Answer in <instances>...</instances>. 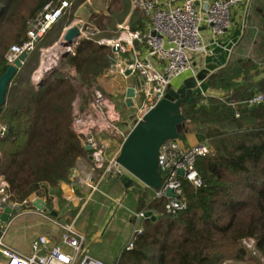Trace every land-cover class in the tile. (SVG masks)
I'll return each mask as SVG.
<instances>
[{"label":"trees","instance_id":"trees-1","mask_svg":"<svg viewBox=\"0 0 264 264\" xmlns=\"http://www.w3.org/2000/svg\"><path fill=\"white\" fill-rule=\"evenodd\" d=\"M50 1L0 0V76L10 65L7 52L27 40L29 21ZM84 1L75 0L46 32L9 85L0 113V122L7 127L0 136V176L14 201L36 195L52 206V196L61 194V185L72 182L78 160L90 154L83 135L73 127L76 105L90 109L94 90L110 74L117 53L99 40L119 35L116 21L128 16L130 0H112L107 14L92 13V23L85 29L88 34L73 52L62 56L61 64L38 82L33 80L42 49L60 40ZM120 1L124 10L112 13V6ZM116 15L120 17L114 23ZM245 22L233 60L211 78V84L227 91L225 97L203 103L196 94L184 106L187 121L199 127L211 147L197 161L202 186L183 180L188 207L177 216L165 214L166 198L152 199L137 189L136 211L148 215L133 248H124L114 264H264V103L253 107L242 103L264 93V81L253 82L264 70V0H251ZM108 28L116 34H104ZM240 77L250 86L245 92L236 86ZM123 124L116 122L119 127ZM249 239L263 262L244 244Z\"/></svg>","mask_w":264,"mask_h":264},{"label":"built area","instance_id":"built-area-1","mask_svg":"<svg viewBox=\"0 0 264 264\" xmlns=\"http://www.w3.org/2000/svg\"><path fill=\"white\" fill-rule=\"evenodd\" d=\"M74 1L52 0L46 3L29 21L27 40L11 46L7 52L8 63H14L24 52L28 54L33 52L39 40L59 22ZM197 2L198 0H142L137 6L142 8L148 19L145 30L132 28L128 23H124L120 25V34L116 38L99 40V43L110 45L117 53L111 73L125 75L126 70L130 69L132 74L141 77V82L136 88L139 101L135 105L131 120H142L145 114L165 97L173 79L187 70H192V56L207 51V44L201 32L202 26L209 28L214 39L218 38L233 28L234 12L237 8L241 9L242 20L245 21L251 4V0H207L206 6L201 7ZM82 25L85 27V24ZM136 42L145 44L143 46L146 50L145 55L141 54ZM68 49L73 52L74 47ZM44 53L45 50L42 49V56ZM131 56L134 57L133 60H130ZM50 68L48 67L46 71ZM242 103L248 107L262 104L264 93L258 92ZM91 105L96 117L92 112H76L73 123L75 131L83 135V145L91 147L90 156L93 163L91 172L86 176H81L77 172L75 174V171L73 174V182L75 180L80 190L89 191V196L84 197L86 200L98 190L101 181L119 177L126 172L117 161L119 153L112 156L109 153V145L95 135V130L108 131L115 127L116 133L123 139L131 130L112 125L120 117L114 118V104L100 90L93 92ZM105 115L109 117L110 122L101 117ZM239 116L240 112L237 111L236 117ZM6 131L7 127L0 122V136H4ZM210 151L208 142L185 147L178 139H166L160 146L158 168L162 175V185L159 189L153 190L151 198H166V215L177 216L187 209L183 180L196 188L202 186L197 161ZM180 171L184 172V176H180ZM170 189L173 190L174 196L168 195ZM39 199L43 198L32 195L21 202L12 200L9 185L0 176V264H109L90 255L85 236L75 229L73 224L53 220L52 216L46 215L48 211L37 208L35 202ZM43 200L46 202L45 198ZM7 207L12 208V213L9 220L4 222L1 216ZM24 213L39 214L53 220L62 229L59 241H54L49 235L40 234L34 239L30 254L22 253L10 246L5 241L7 230L12 220ZM146 218L145 211L131 212L134 229L125 245L126 250L133 248L134 237L143 230V220ZM244 243H248V248H254L253 239L244 240Z\"/></svg>","mask_w":264,"mask_h":264},{"label":"rangeland","instance_id":"rangeland-1","mask_svg":"<svg viewBox=\"0 0 264 264\" xmlns=\"http://www.w3.org/2000/svg\"><path fill=\"white\" fill-rule=\"evenodd\" d=\"M140 1L142 0H130V11H129L128 16L123 18L124 20L122 19L123 21L122 20L116 21L115 19L119 18L120 16L119 15L114 16L113 22L115 23L116 21L119 34H120L121 24L128 23L134 26L135 24L137 25L139 23L145 24V25L148 23V19L144 11L142 10L140 6H137V3ZM110 3H112V0H85L77 10L74 23L85 24V29L88 28L89 24L92 23L89 19L91 14L92 13L107 14ZM112 10H114L112 13L116 12V14H121L122 11L124 10L122 1L113 5ZM241 24L243 26V33H244L246 22L242 20ZM97 32L98 34L100 33L99 30ZM86 34L88 33L85 32L84 35ZM104 34L114 35L116 33L113 30V28H108V30L104 32ZM252 37L253 38L256 37L255 31H253ZM103 39L109 40L113 38L109 36V37L101 38V40ZM44 50H45V53L41 57L40 65L33 76L34 82H38L41 79L40 77H42V74L46 72V69L48 67H57L61 64V58L64 52V47L60 45L59 41L56 42L49 49H44ZM119 79L120 77L113 78V76L112 77L110 76L105 81V83L102 84V82H100L99 87L96 90H100L101 92H103V94L107 97V99L116 106L115 110L117 113H119L121 117V123H124V121L128 119V116L130 115V113L133 114L135 108L127 107L125 103L127 84L123 80L121 79L119 80ZM90 98H92V95L90 96ZM76 107H79V106L76 105ZM117 128H122V127L117 126ZM115 132L116 130H114V132L103 134L102 136L106 138L107 140L109 138H112L114 141L118 142L117 137H116V135L118 136V134ZM97 136L100 137L99 135ZM100 138L102 140H105L102 137ZM110 150L112 152L111 153L109 152V153L112 156H115L117 151L113 150V147H111ZM137 189L144 190L146 193L148 192L147 190L144 189V187H132L131 189L127 190L128 192L125 191L124 188L122 187H119L118 190H116L113 187H111L110 184L105 179V181H103L99 185L98 190L92 196H90L88 200L84 198L85 196H80L82 197L81 199L82 201L80 200V202H82V204H85L86 206L83 207V209L79 212L76 218L77 223L74 222L75 228L83 232L82 230L76 227V224L79 225L83 223L86 226L87 230L88 229L98 230L99 235H100L99 239L90 240V242H88L90 255L92 257L99 258V259L105 258L111 261V259L114 257L113 255H116L121 245H123V242L126 241V239L128 238L129 230H130V228L128 227L125 221V209L116 210V208H114L113 209L114 214L112 213L113 215H111L108 221L104 224L103 222V220L105 219L104 217H102V219H98V214L96 212L97 207L95 204L99 202L106 203L107 205H110V208H111L110 210H112V208L116 206L118 208L121 206H124L125 208H127L126 203H130L132 195L136 194L137 197L139 196ZM152 194H154V191ZM149 195L148 197H151ZM60 197H61V194L56 195L57 199H60ZM57 205H58L57 202L53 201L52 206L57 207ZM128 206H132V204H128ZM133 206L137 208L136 205H133ZM46 215L52 216L49 212ZM55 225L57 226V224L53 220H50L49 218H46L42 215L29 214V213L27 215H20L12 220L7 230L5 241L10 246L19 250L20 252L25 253V254H30L32 252V243L34 239L36 238L35 236L44 232L49 227H52ZM244 244L248 246L247 245L248 243H244ZM248 249L253 253L254 257H256L259 261L263 262L260 255L257 253V251L253 247L251 249L250 248ZM225 264H243V263L227 262ZM247 264H257V263H247Z\"/></svg>","mask_w":264,"mask_h":264},{"label":"crops","instance_id":"crops-1","mask_svg":"<svg viewBox=\"0 0 264 264\" xmlns=\"http://www.w3.org/2000/svg\"><path fill=\"white\" fill-rule=\"evenodd\" d=\"M206 1L207 0H198L197 5H199L201 7H205ZM241 15H242L241 9L237 8V10L234 12L233 28L230 29L228 32H226L224 35H222L218 38H215V39L211 36L209 28L207 26H202L201 32L203 34L204 41L207 44V51L203 54L192 56V60H191L192 61V70H187L181 76L173 79V81L171 82V85H170L172 88H178L185 80L192 78V77H197L198 75L203 74L204 79L202 81H199L198 87L195 90V94L201 95L203 97L202 102L206 103V100H208V98H223V97H225V95L227 94V91H225L224 89H222L218 85L211 84V80H212L211 78L215 74H218L227 65H229L231 63V61L233 60V56H235V48L243 36V26L241 24V21H242ZM74 21L70 25L65 27L61 36L64 34V32L70 26L76 24V23H74ZM130 26L132 28H143V27H145V24L139 23L137 25L135 24L134 26H132V25H130ZM147 26H148V23L146 24V27ZM136 46L138 47V49L141 50L142 55L146 54V50L144 49V47L140 43H138V45L136 44ZM72 72L74 73V70H72ZM110 76L111 77L113 76V78L120 77L121 80L126 82V84H127L126 88H128L129 86H134L135 90L141 82V77L138 74L122 75L119 73H111V72L109 75L102 77L100 82H102V84L105 83V81ZM261 81H264V70L261 71L258 76L254 77V80H253V82L255 84L260 83ZM245 82L246 81L243 80L242 77H240L236 80L237 88H241V91H243V92H245V89L250 88V86L249 85L247 86V84ZM135 83H136V85H135ZM126 91H127V89H126ZM137 97L138 96L136 94L135 98H134L135 105L139 101V98H137ZM125 103H126V95H125ZM126 105H127V103H126ZM114 107H115V105H114ZM127 107H128V105H127ZM76 108H77L76 112H78V113L92 112L93 115L96 117V112L93 110L92 105H91L90 109H87L84 111L80 110L79 107H76ZM128 108H130V107H128ZM115 109H116V107L114 108V110ZM133 114H134V112H133ZM133 114L130 113V115L128 116V119L126 121H124L123 127L121 129H126L127 131H129V128L131 129L134 126V125H132L133 120H131V117H130V116H133ZM101 117L104 119V116H101ZM117 117H120V115L115 110L114 118H117ZM108 118L109 117H107V115H105L106 121H108ZM120 120H121V117L118 121H115L114 123H112V125L117 126L116 122H119ZM108 122H110V121H108ZM115 129L116 128L113 127L111 130H108V131H101L100 132V131L95 130V132H94L95 135H99L100 137L105 139V141L109 145V152L110 153L112 152L110 150L111 147H113V150H116L117 153H119L124 139L120 135H118V136L116 135L117 140H118V142H116L112 138H109L107 140L102 135L106 134V133L114 132ZM179 142L181 143L182 146L192 147V146H196V145L203 143V142H208V140L199 131V127L196 124L188 122V123H186L184 132L181 135ZM92 168H93V163H92L91 156L89 154L86 158H80L78 160L77 167L75 169V174L77 172L81 176H86L91 172ZM106 180L110 184V186L116 190H118L119 187L124 188V186L121 184V182L115 181L114 178H112V177L107 178ZM103 181H105V180H103ZM103 181H101L100 184ZM137 185L140 187H144V189L148 191L147 193L150 194V195L149 194L148 195L151 197L153 196L152 189H150L146 186H143L144 184L142 185L141 182L139 183L138 181H137L136 186ZM77 186L78 185H76L75 180L73 182V178H72L71 183H63L61 185V187H60L61 188L60 199H57L56 195L52 196L54 201H56L58 204L57 207H55L56 205L54 206V209L59 214L58 218L52 216L53 220L56 219L57 221H59L61 223H70L71 222V224H73V226H74V222L77 223L76 218H77L79 212L83 209V207L86 206L85 204H82V202H80V200L82 199V197H80V196H85V197L89 196L88 190H85L84 192H82L80 190V187L76 188ZM124 190L127 191L125 188H124ZM86 192H88L87 195H85ZM128 196H129V194H128ZM137 199H138V197L136 196V194H133L132 198L130 200V203H126L127 208H125L124 206H121L118 208L116 206V207H113L112 210H110L111 209L110 205H107L106 203L99 202V203L95 204L97 207L96 212L98 214V219H102V217H104L105 218L103 220L104 224L108 221L109 217L114 214V212H113L114 208H116V210L125 209V221H126V224L128 225V227L130 228L129 235H128L129 239L127 238L126 241L123 242V245H121V247L117 251L116 255H113L114 257L111 259V261L109 259H105V258H101L100 260L103 259L102 261H105L109 264H114L116 262L117 258L119 257V255L121 254L122 250L125 248V245L130 240L132 233H133V229H134V220L131 219V212H138V211H136V208L133 206V205L137 204ZM76 201H78V202H76ZM101 201H103V200H101ZM128 204H132V206H128ZM108 213H110V214H108ZM27 214L28 213H24V214H20V215H27ZM20 215H18V216H20ZM36 215H39V214H36ZM18 216H16V217H18ZM76 227L83 231V232H81L78 230L79 232H81L85 236L86 244H87L88 248H89L88 242H90V240H97L100 238L98 230L88 229V230H90V231H88L86 226L83 223L79 224V225L76 224ZM74 228H75V226H74ZM60 229L61 228L57 224V226L55 225V226L49 227L47 230H45L44 232H42L40 234L49 235L50 237L53 238L54 241H59L61 233H62V229L61 230ZM37 236H35V237H37ZM97 259H99V258H97Z\"/></svg>","mask_w":264,"mask_h":264},{"label":"water","instance_id":"water-1","mask_svg":"<svg viewBox=\"0 0 264 264\" xmlns=\"http://www.w3.org/2000/svg\"><path fill=\"white\" fill-rule=\"evenodd\" d=\"M84 31L85 27L81 23H76L64 32L59 40L60 45L66 48L62 56L70 52L67 48L76 46L78 40L84 35ZM28 55L27 52L22 53L0 76V113L6 102L9 85L15 74L23 67ZM133 59L134 57L131 56V60ZM125 74L131 75L132 71L128 69ZM203 79V74H200L197 77L185 80L178 88L169 86L165 97L147 112L142 120H133L134 126L124 139L117 157L118 163L126 172L114 178L115 181L121 182L126 190L134 187L137 181L152 190L161 187L162 175L158 168L160 146L166 139H180L188 122L183 112L184 106L194 98L199 81ZM135 95V87L129 86L126 91L128 107H135ZM86 150L90 152L91 147L86 146ZM179 174L184 176L183 171H180ZM71 178H73V174ZM76 188H79V186ZM168 195L174 196L175 194L170 189ZM35 206L48 211L54 217L58 216V212L53 209V206L43 199L37 200ZM11 213L12 208L7 207L5 213L1 216V220L7 222Z\"/></svg>","mask_w":264,"mask_h":264}]
</instances>
